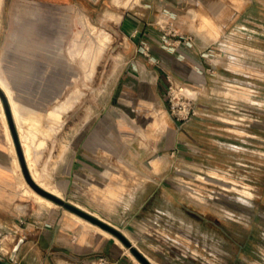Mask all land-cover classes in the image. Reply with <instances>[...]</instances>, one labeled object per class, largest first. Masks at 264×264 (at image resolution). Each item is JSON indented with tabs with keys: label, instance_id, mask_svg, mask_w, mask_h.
I'll list each match as a JSON object with an SVG mask.
<instances>
[{
	"label": "rangeland",
	"instance_id": "1",
	"mask_svg": "<svg viewBox=\"0 0 264 264\" xmlns=\"http://www.w3.org/2000/svg\"><path fill=\"white\" fill-rule=\"evenodd\" d=\"M170 2L154 20L157 36L168 59H195L194 72L170 70L172 82L165 77L155 109L131 94L135 80L124 79L125 60L143 55L134 48L137 32L125 29L126 17L137 18L138 0H0V59L14 48L21 25L39 23L49 29L47 54L63 76L48 107L58 104V117L48 121L47 109L38 124H21L31 131L33 170L52 188L61 141L94 120L111 136L110 151L121 156L120 188L142 186L144 198L153 190L148 200L158 208L144 213L169 228L176 249L201 264H264V0ZM183 105L193 109L186 118L174 112ZM12 143L16 185L38 201ZM5 232L0 227V238ZM5 237L0 245L9 251L22 248ZM34 242L22 249L30 253ZM41 259L36 253L23 262Z\"/></svg>",
	"mask_w": 264,
	"mask_h": 264
},
{
	"label": "crops",
	"instance_id": "2",
	"mask_svg": "<svg viewBox=\"0 0 264 264\" xmlns=\"http://www.w3.org/2000/svg\"><path fill=\"white\" fill-rule=\"evenodd\" d=\"M138 2L139 11L135 12L137 18L126 17L125 29L130 35L137 32L133 41L134 48L142 49L143 55L134 53L125 60L124 79L135 80L131 94L145 97L156 109L157 105H160L156 99L161 97L164 88V69L173 73L177 71V74L182 72L193 74L195 59H168L166 51L162 48L154 20L162 15L163 8H172L170 0ZM37 9L41 10L38 7ZM17 31L21 33V38L19 40L15 38L14 48L0 59L4 75V80L0 79V87L7 88L2 90L6 96L14 129L27 168L29 161L31 166L28 168L29 172L31 176L33 173L36 177L28 141L31 131H24L21 124L29 120L34 124L39 123L41 113L48 109L60 92L63 76L61 68L47 54V49L51 50V46L47 45L49 38L46 33L49 29L46 26L27 23L21 25ZM144 47L150 49L151 57L143 50ZM152 57L158 59L159 64L154 62ZM8 92L17 110L22 111L19 123L12 114ZM0 102L4 109L2 99ZM59 112V105L55 104L45 112L44 117L48 121H53ZM5 117L14 143L6 113ZM163 124L169 129L166 121ZM4 126L0 117V227L6 231L0 240L8 238L5 237L8 234L11 238L21 241L22 248L30 245V241L35 242L30 253V249L25 251L22 248L9 251L2 244L0 258L10 260L9 264H25L23 262L25 256H34L37 253L42 256L40 263L44 264H103L100 261L101 257L105 258V264H138L130 248L122 245L118 241L119 238L111 232L107 234L99 231L95 223L83 221L73 211L59 203L49 204L44 198L37 201L24 196L16 185L14 173L19 176L20 169L15 167V154L7 140ZM173 135L169 130L168 143L173 142ZM111 139V136L97 129L94 120L87 122L61 141L65 148L56 154L49 175L52 188L43 186L37 177L33 179L42 187L53 190L52 192L57 193L62 199L118 228L152 264H201L174 247L175 237L169 233L167 226L161 224L162 229L158 228L160 224L154 222L152 214L144 213V209L158 208L157 204L148 200L153 190H149L150 194L144 198L142 186L139 188L133 186L129 190L120 188V168L117 161L121 156L110 151ZM23 188L28 190L26 187ZM19 218H23L24 221H19ZM168 239H171L170 243ZM139 263L142 264L140 261Z\"/></svg>",
	"mask_w": 264,
	"mask_h": 264
},
{
	"label": "water",
	"instance_id": "3",
	"mask_svg": "<svg viewBox=\"0 0 264 264\" xmlns=\"http://www.w3.org/2000/svg\"><path fill=\"white\" fill-rule=\"evenodd\" d=\"M0 97L2 99L3 105H4V109H5V113L8 119V123L10 126V130L14 139V144H15V148L17 151V155H18V159L20 161V165L23 171V174L25 176V179L27 180V182L29 183V185L34 188L37 192H39L40 194H42L43 196L55 201L56 203H59L61 205H63L64 207L68 208L69 210L79 214L80 216L90 220L91 222L98 224L99 226L105 228L106 230L110 231L111 233H113L114 235H116L127 247L130 248L131 252L135 255V257L142 263V264H152V262L138 249L136 248L132 242L126 237V235L121 232L118 228H116L115 226L107 223L106 221L102 220L101 218L89 213L88 211H85L84 209L74 205L73 203L66 201L64 199H62L61 197H59L57 194L53 193L52 191L40 186L31 176L27 165H26V161L24 158V154L22 151V147L19 143L16 131L14 129V125L11 119V115H10V110L7 104V100H6V96L4 91L2 90V88L0 87ZM11 259V258H9ZM0 260H2L5 264H9L10 260H3L0 258Z\"/></svg>",
	"mask_w": 264,
	"mask_h": 264
},
{
	"label": "bare ground",
	"instance_id": "4",
	"mask_svg": "<svg viewBox=\"0 0 264 264\" xmlns=\"http://www.w3.org/2000/svg\"><path fill=\"white\" fill-rule=\"evenodd\" d=\"M91 48V47H90ZM91 53V52H90ZM100 58V57H99ZM91 60V59H90ZM89 64V63H88ZM2 85V84H1ZM3 86V85H2ZM3 89H6L7 90V88H6V86H3L2 87ZM187 90H190V89H188L187 88ZM9 91V90H8ZM7 95H8V97H9V99H10V101H11V105H12V114H13V116H14V119L16 120V122H18L19 123V121H18V116H17V113H18V110H17V107L15 106V102H14V100H13V98L11 97V95H10V93L8 92L7 93ZM0 117H1V119L3 120V123H4V127H6V137H7V140H8V142H9V145H10V147H11V150H12V146H11V136H10V132H9V130H8V124H7V121H6V117H5V113H4V109H3V106H2V104H1V102H0ZM19 125V124H18ZM22 134V133H21ZM22 143V142H21ZM15 158V157H14ZM27 159V158H26ZM27 163V162H26ZM28 166L29 167H31L30 166V163H29V161H28ZM15 167H16V159H15ZM28 167V168H29ZM32 171V170H31ZM32 178H34V179H36V177H35V175L32 173ZM41 186V185H40ZM45 188V187H44ZM32 191H34L41 199L42 198H44V199H46V201L49 203V204H54L55 203V201H53V200H51V199H49V198H47V197H45V196H43L42 194H40L39 192H37L34 188H30ZM53 191V190H52ZM54 192V191H53ZM57 194V193H56ZM43 202V201H42ZM75 213V212H74ZM77 217H79L80 219H82V220H84V221H87L88 223H93V222H91L90 220H88V219H86V218H84V217H82V216H80L79 214H75ZM95 225V227L99 230V231H101V232H104V233H107V234H110V231H108V230H106L105 228H103V227H101V226H99L98 224H94ZM113 234V233H112ZM116 237V236H115ZM116 239H118L117 237H116ZM0 264H5L2 260H0Z\"/></svg>",
	"mask_w": 264,
	"mask_h": 264
},
{
	"label": "built area",
	"instance_id": "5",
	"mask_svg": "<svg viewBox=\"0 0 264 264\" xmlns=\"http://www.w3.org/2000/svg\"><path fill=\"white\" fill-rule=\"evenodd\" d=\"M146 53L149 54L148 51H147ZM152 58H153V57H152ZM152 60H153L154 62H156V63L159 64V60H158V59L153 58ZM164 73H165V77H166L170 82H172V75H171V73H170L169 71L165 70V69H164ZM170 88H172L171 85H169L168 91L170 90ZM192 111H193V109H192L191 106H189V105H188V106L183 105V110H180V107H179V109L176 110V111H174V112H175V114H177L178 117H180V118H186V117H187ZM19 221L23 222L24 220H23V218H19ZM100 261H101V263H103V264L106 263V260H105L104 257H101V258H100Z\"/></svg>",
	"mask_w": 264,
	"mask_h": 264
},
{
	"label": "flooded vegetation",
	"instance_id": "6",
	"mask_svg": "<svg viewBox=\"0 0 264 264\" xmlns=\"http://www.w3.org/2000/svg\"><path fill=\"white\" fill-rule=\"evenodd\" d=\"M20 36H21V33L16 35V39L19 40L20 39Z\"/></svg>",
	"mask_w": 264,
	"mask_h": 264
}]
</instances>
